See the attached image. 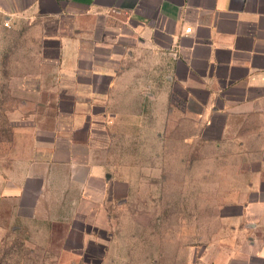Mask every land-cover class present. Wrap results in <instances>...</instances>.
<instances>
[{
  "label": "crops",
  "instance_id": "crops-1",
  "mask_svg": "<svg viewBox=\"0 0 264 264\" xmlns=\"http://www.w3.org/2000/svg\"><path fill=\"white\" fill-rule=\"evenodd\" d=\"M4 20L14 44L8 55L0 39L2 79L25 42L37 63L12 76L11 110L34 94L51 115L4 179L0 264H95L106 205L126 185L109 180L114 128L162 126L163 111L195 128L188 142L210 146L209 158L234 160L236 264H264V0H0L1 36Z\"/></svg>",
  "mask_w": 264,
  "mask_h": 264
},
{
  "label": "rangeland",
  "instance_id": "rangeland-1",
  "mask_svg": "<svg viewBox=\"0 0 264 264\" xmlns=\"http://www.w3.org/2000/svg\"><path fill=\"white\" fill-rule=\"evenodd\" d=\"M10 29L11 26L5 29V35H0L5 44L3 52L8 49L7 41L14 44L6 34ZM27 45H21L17 53L25 61L12 63L9 58L4 63L3 79L0 74L6 106L0 108V192L9 182L4 180L10 177L7 172L23 157L20 152L34 144V136L45 129L43 119L51 115L42 108L35 110L34 94H21L20 110H11L10 88L15 85L12 76L37 69L35 58L28 56ZM144 114L139 111L142 125ZM155 114L153 111L151 117L155 118ZM164 115L168 123L155 126L159 123L153 120L140 132H135L136 126L123 123L114 128L109 180L117 179L126 185L122 183L115 199L106 205L113 222L106 235H95V264H236L241 257L242 237L235 231V216L225 217L230 214L227 205H233L239 194L227 190L236 186L233 175H228L235 170L234 160L209 158L215 153L210 146L198 140L188 142L194 127L186 121L175 125L172 112L163 111ZM34 189H30L28 202L34 201ZM31 209L24 208L25 214ZM11 211L9 201L0 206L2 214L10 215Z\"/></svg>",
  "mask_w": 264,
  "mask_h": 264
},
{
  "label": "built area",
  "instance_id": "built-area-1",
  "mask_svg": "<svg viewBox=\"0 0 264 264\" xmlns=\"http://www.w3.org/2000/svg\"><path fill=\"white\" fill-rule=\"evenodd\" d=\"M2 27L9 28L10 27L9 21L8 20H4L2 22ZM186 31H189V29H186Z\"/></svg>",
  "mask_w": 264,
  "mask_h": 264
}]
</instances>
